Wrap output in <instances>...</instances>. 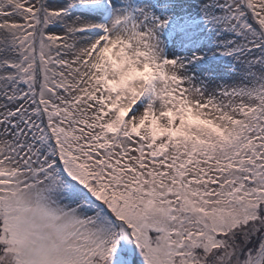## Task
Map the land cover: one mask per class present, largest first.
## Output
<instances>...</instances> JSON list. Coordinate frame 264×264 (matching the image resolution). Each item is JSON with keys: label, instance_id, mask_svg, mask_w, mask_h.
Returning <instances> with one entry per match:
<instances>
[{"label": "snow or ice", "instance_id": "obj_1", "mask_svg": "<svg viewBox=\"0 0 264 264\" xmlns=\"http://www.w3.org/2000/svg\"><path fill=\"white\" fill-rule=\"evenodd\" d=\"M0 264H264V0H0Z\"/></svg>", "mask_w": 264, "mask_h": 264}]
</instances>
